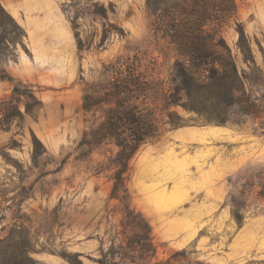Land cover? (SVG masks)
Returning <instances> with one entry per match:
<instances>
[{
    "label": "rangeland",
    "instance_id": "rangeland-1",
    "mask_svg": "<svg viewBox=\"0 0 264 264\" xmlns=\"http://www.w3.org/2000/svg\"><path fill=\"white\" fill-rule=\"evenodd\" d=\"M236 3L223 36L264 106V0ZM0 5L1 239L29 237L27 264H264V116L223 122L219 108L181 104L170 117L182 59L153 30L147 0ZM242 29L255 63L240 49ZM119 68L148 80L163 129L130 161L122 201L110 198L119 147L97 135L115 105L83 106L85 94L113 90ZM233 201L245 206L242 227ZM129 204L151 232L131 224ZM148 235L147 251L132 243Z\"/></svg>",
    "mask_w": 264,
    "mask_h": 264
},
{
    "label": "trees",
    "instance_id": "trees-1",
    "mask_svg": "<svg viewBox=\"0 0 264 264\" xmlns=\"http://www.w3.org/2000/svg\"><path fill=\"white\" fill-rule=\"evenodd\" d=\"M0 9L4 11L0 5ZM147 10L155 33L167 39L182 59L176 65L177 78L174 87L165 97L170 117L171 107L181 105L188 111L216 107L223 111V122L243 123V117L258 119L264 116V106L257 103L247 90L245 77L240 73L235 57L223 36L226 25L238 12L236 0H147ZM5 13V11H4ZM239 46L247 62L255 63L253 50L245 31L241 30ZM111 92L100 100L84 96V109L91 111L104 103H113L103 129L97 135L112 139L119 147L116 156L111 199L129 200L131 193L126 184L130 161L144 144L163 136V129L148 104L151 88L148 80L137 71L125 74L115 71ZM132 87V88H131ZM234 115V116H233ZM236 116V117H235ZM177 121L170 123V130L180 127ZM235 218L242 227L245 209L243 203L233 201ZM131 224L140 230L151 232V226L141 212L127 205ZM10 236L0 238V264L35 263L31 257L29 237L13 241ZM132 243L141 250L149 249V235L138 237Z\"/></svg>",
    "mask_w": 264,
    "mask_h": 264
}]
</instances>
